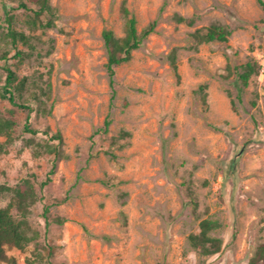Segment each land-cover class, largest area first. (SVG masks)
Masks as SVG:
<instances>
[{
  "label": "rangeland",
  "instance_id": "rangeland-1",
  "mask_svg": "<svg viewBox=\"0 0 264 264\" xmlns=\"http://www.w3.org/2000/svg\"><path fill=\"white\" fill-rule=\"evenodd\" d=\"M49 2L52 27L47 12L43 24L32 23L41 0H0V88L7 63L27 77L16 101L30 107L0 97V113L16 123L12 141L0 136V208L25 187V209L15 204L12 214L33 239L7 254L28 264L33 251L52 245L54 264H250L264 243L258 1ZM124 6L139 31L156 28L116 67L113 96L103 32L126 35ZM214 24L231 31L227 42L201 39ZM10 26L28 44L12 42ZM248 63L258 72L244 85L235 69ZM55 133L63 137L56 161L48 152ZM205 219L221 225L213 236L222 251L212 256L190 246Z\"/></svg>",
  "mask_w": 264,
  "mask_h": 264
},
{
  "label": "trees",
  "instance_id": "trees-1",
  "mask_svg": "<svg viewBox=\"0 0 264 264\" xmlns=\"http://www.w3.org/2000/svg\"><path fill=\"white\" fill-rule=\"evenodd\" d=\"M260 6L264 9V0H257ZM25 6V5H22ZM35 19H33L32 23L34 26L40 23L41 16L43 13L47 12L51 15V19L46 22L47 27H52L54 24V18L56 17V13L54 9L51 7L49 0H41V8L39 10H35ZM123 14L127 19L126 24V35L124 37H118L115 32L111 29H106L103 32V38L105 41V46L108 54V62H107V70L110 78V84L113 88V96L116 94L115 84H116V67L126 62H129L132 59L133 52L139 49L144 41L155 32L156 22L151 23L142 31H139L137 28V19L131 12L124 6ZM180 21H187L189 24H192V20H187L185 18L180 17ZM12 18L7 20V24L12 23ZM231 35V31L228 28H225L221 25H211L207 27L203 34H201V39L207 43L220 41L227 42ZM8 37L12 39V42L22 41L25 44H28L29 40L26 34L17 32L12 29L11 26L8 30ZM17 56H20L18 53ZM173 68L179 77V66L176 61V56L173 55L171 57ZM7 60V58H4ZM3 68L7 73L6 83L3 87L0 88V97L9 100L14 105L30 110V107L24 103H19L16 101L20 96L27 84V77L19 79L16 72L7 64L4 63ZM236 72L238 74L239 79L244 83V85L249 84V80L256 74L258 71L255 66L251 63L246 65L237 67ZM110 122H107L109 125ZM16 126L15 121L12 118L5 117L0 113V136H5L7 141L10 142L13 140L14 127ZM25 130L31 132L35 135L37 133L36 130L31 129L29 124L27 123L25 126ZM129 134V133H128ZM54 140L58 141V145L55 147H49L48 152L54 155L55 161L58 160L62 156V151L60 149L63 144V137L60 133H55L52 136ZM1 146V145H0ZM53 173V171L51 172ZM50 180V179H49ZM47 183H43L46 185ZM1 193V189H0ZM29 192L25 187H21L18 192L17 198H15L6 208H0V264H18L17 260L13 256H9L6 252V247H15L19 250H25L30 242L33 241L32 237L28 236L27 227L25 221H17L13 214L12 208L13 205L19 207V209H25V202L29 196ZM48 208L46 209V212ZM63 220L60 219L59 223H62ZM221 227L220 223L211 220L205 219L200 223V230L198 233L192 234L189 238L190 243L195 250H198L203 255L212 256L220 253L222 251V240L218 237L213 236V233L217 231ZM54 251V247L52 245L41 246L40 249L32 252L33 257L27 258L28 264H54L53 261L47 259V255H51ZM264 262V243L258 246V249L251 259L250 264H260Z\"/></svg>",
  "mask_w": 264,
  "mask_h": 264
}]
</instances>
